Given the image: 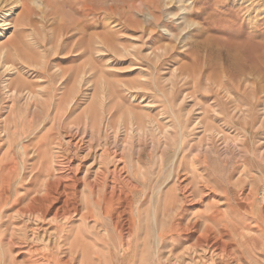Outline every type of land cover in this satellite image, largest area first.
Here are the masks:
<instances>
[{
	"label": "rangeland",
	"instance_id": "1",
	"mask_svg": "<svg viewBox=\"0 0 264 264\" xmlns=\"http://www.w3.org/2000/svg\"><path fill=\"white\" fill-rule=\"evenodd\" d=\"M1 53L0 264H138L156 232L175 230L163 245L179 254L205 226L264 264V0H0ZM103 143L133 186L124 258L104 210L121 178L95 181ZM62 155L80 164L76 215L27 225Z\"/></svg>",
	"mask_w": 264,
	"mask_h": 264
},
{
	"label": "bare ground",
	"instance_id": "2",
	"mask_svg": "<svg viewBox=\"0 0 264 264\" xmlns=\"http://www.w3.org/2000/svg\"><path fill=\"white\" fill-rule=\"evenodd\" d=\"M2 55H3V53L0 54V56H2ZM5 57H7V53H5ZM13 93H14V91H13ZM132 122L133 121L130 122L129 129H128L129 133H131V134H132V132H134L136 130V129L134 130V126H133L134 124ZM101 123H100V120L98 123L96 122V126H97L96 127L95 124H93L91 122L90 128H89V122L86 123L85 131L87 130L86 132L89 133L88 135H89L91 140H93V138L96 137V133H100V130H98V127L101 125ZM118 129H119V127L117 128V132L114 135V141H116L117 133L119 131ZM66 145L69 148V150L72 152L73 158L80 157L79 159H81V161L84 160V159H82L84 156H81L80 152H79V151H81V149L83 147V141L82 140H78V141L68 140L66 142ZM101 146H102V150L100 151L101 153H100L98 159H99L100 165H102V166L104 165V166H103L101 173H99L98 176H96L97 178L95 181H96L97 186L103 188L104 181L108 177V175H111V178L113 181L119 180L122 177V174L124 173V167H123L121 157H118L119 154L116 155L115 151H113L114 148L111 150L110 148H108V144H106V143H103V145H101ZM91 149H92V146L90 145V147L87 149V152L90 153ZM61 150H63V149H61ZM56 152H58V150ZM87 152L85 154H87ZM62 156H60V158L63 162L62 161L57 162V165H56L57 167L55 170L56 176L54 177L53 181L52 182L47 181L43 195L40 198L33 199V202L36 204V206H32L30 209L27 208L28 210L26 212L23 211L21 213L20 217L24 219V221L27 225L29 223L32 224L33 222H38L40 220L44 221L45 217L48 216L47 214L51 211V209H54V208L55 209H54V213H53V218H55V219L60 217V218H62V220L66 221L70 217L71 212H73L75 214V211L77 208L75 209L74 205H72V204L70 205L69 202H71V200H72L70 197L73 198V196L71 195L72 193L69 194L68 191L69 190H75V188L77 187L76 185L79 183V179H77V173H78L80 164H77L74 168H71L70 163H71L72 158L69 161V159H67L64 156L62 157ZM65 160H68V161L65 162ZM108 164H112V170H110V168L107 167ZM176 174H178V173H176ZM132 189H133V186H132L130 180L123 177L120 180V186L119 187H116L115 184L110 187V189L108 190L109 191L108 196L105 200V208H104L105 214L109 215L113 218V220H114V222L112 221L113 225H114L115 229H117L119 231V235L121 236L119 247H120V250L122 253L121 254L122 258L127 257L128 254H130V253H134V250H135V249H133V247H134L133 246L134 245V222H133L132 217L130 215L129 202L127 201L128 195L131 193ZM114 200H116V201H115V204L113 206V203L110 204V202H114ZM56 202L58 204H60V205H56L58 207L55 206ZM116 202H118V203H116ZM50 213H52V212H50ZM153 217L155 220V215H153ZM180 221H182V220H180ZM178 223H180V222H178ZM26 224H25V226H26ZM196 227L197 226H195L194 228L197 229ZM38 230L39 229H37V228L33 229V232H31L32 233L31 240L34 241V240L39 239L38 233H37ZM50 230L51 229H49V231ZM189 231L190 230L187 227L181 229V233L188 240H189L188 236H190L189 233H191ZM193 232H194L193 234H196V236L194 238V242H193L191 248H189L188 250H185L179 254L178 253L175 254V253H173V251H170L168 249H167L168 251H166V252L164 251L166 249V247H164V245H163V241L165 239H170V240L172 239L173 240L174 237H178V238L180 237L178 234H176L175 230L170 231L171 236H173V237H168L170 235H168L166 232L164 234H162V232H156L155 236H153V243L150 244V246H151L150 248H152V250H151V253L149 254L150 256L148 257V258H150V260H147L149 262V264H241L239 262L238 258H234L229 254V252L227 251L229 246H227V244L222 241V239H223L222 237H219V236L217 237L215 235L214 231H212L211 229H209L208 227L205 226L204 231H202L198 234H197L196 230L195 231L193 230ZM221 234H223V233H221ZM43 237L44 236L40 237L41 241H43L42 240ZM11 242H12V240H11ZM145 243H146L145 240H142L140 243L141 244L140 247L143 250L146 248ZM162 245H163V247H162ZM49 246H50V244H49ZM170 247L171 248L173 247L172 243H171ZM51 258H52V260H55L53 256ZM146 258H147V256H146ZM21 259H22V257H21ZM147 261H145V257L143 256V251L141 250V255L138 259V264H145ZM57 263L67 264V263L62 262L60 260H58Z\"/></svg>",
	"mask_w": 264,
	"mask_h": 264
},
{
	"label": "built area",
	"instance_id": "3",
	"mask_svg": "<svg viewBox=\"0 0 264 264\" xmlns=\"http://www.w3.org/2000/svg\"><path fill=\"white\" fill-rule=\"evenodd\" d=\"M260 197H264V185H263L262 188H261V191H260Z\"/></svg>",
	"mask_w": 264,
	"mask_h": 264
}]
</instances>
